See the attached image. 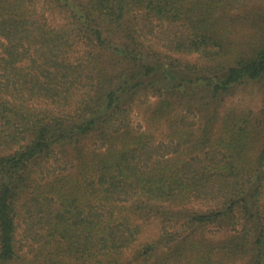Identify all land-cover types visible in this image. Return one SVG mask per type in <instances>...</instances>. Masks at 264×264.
I'll return each mask as SVG.
<instances>
[{
	"label": "trees",
	"instance_id": "obj_1",
	"mask_svg": "<svg viewBox=\"0 0 264 264\" xmlns=\"http://www.w3.org/2000/svg\"><path fill=\"white\" fill-rule=\"evenodd\" d=\"M0 264H264V0H0Z\"/></svg>",
	"mask_w": 264,
	"mask_h": 264
},
{
	"label": "rangeland",
	"instance_id": "obj_2",
	"mask_svg": "<svg viewBox=\"0 0 264 264\" xmlns=\"http://www.w3.org/2000/svg\"><path fill=\"white\" fill-rule=\"evenodd\" d=\"M189 58L191 60H195L196 56L192 55V56H189ZM260 98L261 97L259 95V91L257 89V86H249V87H245V88L241 87V90H239L235 95L229 96L226 98V103L229 104L231 102H241L242 104H244L248 107L255 108L260 103V101H261ZM131 119H132L133 124H135L136 126L141 121L139 115L136 112H133ZM161 128H163V126H161ZM213 227L216 229V226H213ZM217 231L218 230H216L215 232H217ZM216 235L217 236L215 238H217V239L222 238L224 236V231L221 230Z\"/></svg>",
	"mask_w": 264,
	"mask_h": 264
}]
</instances>
